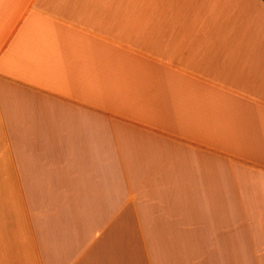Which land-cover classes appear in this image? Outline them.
I'll list each match as a JSON object with an SVG mask.
<instances>
[{
  "label": "crops",
  "instance_id": "crops-1",
  "mask_svg": "<svg viewBox=\"0 0 264 264\" xmlns=\"http://www.w3.org/2000/svg\"><path fill=\"white\" fill-rule=\"evenodd\" d=\"M191 1L0 0V264H264V37Z\"/></svg>",
  "mask_w": 264,
  "mask_h": 264
},
{
  "label": "rangeland",
  "instance_id": "rangeland-1",
  "mask_svg": "<svg viewBox=\"0 0 264 264\" xmlns=\"http://www.w3.org/2000/svg\"><path fill=\"white\" fill-rule=\"evenodd\" d=\"M187 1H188L187 5L184 6L185 5L184 4L182 6L184 12H182V14H181L182 16L178 20L177 24H180L181 30H183V29L189 30L190 33H192L196 37L203 34L206 38V36L209 35V31L206 32V29L202 28V27H201L202 30L199 27H192V24H189V23H192V20L190 18H187V17L191 16L193 18V20H195V21L199 20V22H200L201 20H205V19L207 20L210 16V13L207 12L208 15L198 16V19H197L195 14H194V11L201 12L203 4L201 2L194 1L196 4H199V6L195 7V10H194V7H190L189 2H191L192 4H194V3L191 0H187ZM210 4H211V2H210ZM229 4H230L231 12L236 15L237 19H238V16H240V18L245 17V19L249 22V27H252V28H250L251 34L249 36V40H253L255 37H256V39H258L257 34L259 31L261 33V36L264 37V13H263L264 6L260 2V0H235V1L231 0L229 2ZM260 4L263 6V9L262 8L260 9V7H261ZM210 8L212 11H219L218 7H216L213 4L211 5ZM222 8L223 7H221V9ZM191 10H194L193 13H191ZM238 10H239V13H238ZM170 11H173V10H170ZM178 11H180V10H178ZM218 13L224 14L226 17H228L226 15L228 13L227 9H224L223 11H219ZM200 17H201V19H200ZM188 25H190V26H188ZM211 37H214V39H221L222 35L219 34L217 30H213L211 33ZM241 48H242L241 51L243 54V51L244 50L246 51V48L245 47H241ZM218 49L220 50V48H218Z\"/></svg>",
  "mask_w": 264,
  "mask_h": 264
},
{
  "label": "trees",
  "instance_id": "trees-1",
  "mask_svg": "<svg viewBox=\"0 0 264 264\" xmlns=\"http://www.w3.org/2000/svg\"><path fill=\"white\" fill-rule=\"evenodd\" d=\"M264 1V0H263Z\"/></svg>",
  "mask_w": 264,
  "mask_h": 264
}]
</instances>
